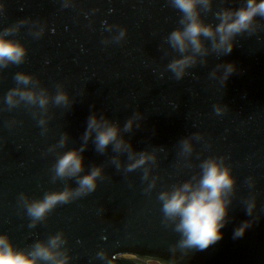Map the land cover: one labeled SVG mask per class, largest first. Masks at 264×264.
Masks as SVG:
<instances>
[{
    "label": "water",
    "instance_id": "95a60500",
    "mask_svg": "<svg viewBox=\"0 0 264 264\" xmlns=\"http://www.w3.org/2000/svg\"><path fill=\"white\" fill-rule=\"evenodd\" d=\"M246 2L208 0L196 11L214 29L218 13ZM186 22L173 0H0V35L25 50L20 63L0 67V235L16 250L59 235L66 264H264V16L231 37L229 53L214 47L217 37L201 36L200 52L173 47L170 34ZM185 57L178 77L169 65ZM12 89L47 103L9 104ZM91 116L118 129L119 149L98 151L95 131L85 139ZM74 150L81 172L57 175ZM207 160L234 183L222 238L197 250L181 246L178 218L165 216L160 195L195 185ZM95 168V188L76 194ZM64 191L70 198L42 219L28 214L29 204Z\"/></svg>",
    "mask_w": 264,
    "mask_h": 264
},
{
    "label": "clouds",
    "instance_id": "9594fccd",
    "mask_svg": "<svg viewBox=\"0 0 264 264\" xmlns=\"http://www.w3.org/2000/svg\"><path fill=\"white\" fill-rule=\"evenodd\" d=\"M174 6L179 9L187 21L183 30L173 31L169 36V41L173 47L183 52L188 45L193 50L200 52L202 44L200 37H217L214 47L223 49L225 53L232 51L233 45L231 37L243 30H246L253 18L257 15L264 16V0H247L246 6L233 11L218 13L219 23L213 29L204 25L198 18L196 11L198 4H207L208 0H173ZM24 48L11 40L0 35V67L7 63H20L24 57ZM191 58L173 62L169 65L177 76L183 73V69L190 63ZM233 70L232 65L226 67V72ZM15 79L24 85L30 83V77L22 73L16 74ZM30 103H39L41 106L47 103L44 96H37L31 90L12 89L6 99L9 104L16 101L14 97ZM57 103L66 100L63 94L55 98ZM127 127V126H126ZM95 131V145L98 151H103L110 143L119 149L122 141L117 140L118 129L106 121H98L95 116L89 117L88 130L85 132V139ZM187 150V146H186ZM82 151V149H81ZM146 157H141L129 168H135L144 163ZM202 174L198 182L194 185L186 182L171 192L161 193L162 210L166 217L178 218L176 231L180 232L183 239L182 247L196 248L197 250L207 249L222 238L221 229L224 227L227 215L228 201L225 195L233 186V179L227 168L221 167L213 160H207L202 164ZM56 174L59 176H74L82 170V157L79 151H69L65 153L57 162ZM100 175V169H93L90 174L79 178V189L77 193L92 191L95 188V179ZM72 195L69 191L47 194L43 200L36 201L27 206L28 214L36 220L42 219L44 215L58 202H66ZM249 226L244 222L235 229L234 237H241ZM63 241L59 235L50 238L47 244L37 242L30 252L19 251L9 241L5 235H0V264H39L40 261L48 264H66V257L59 259L61 255L56 249ZM135 258V257H127ZM144 264H162L161 261L145 258Z\"/></svg>",
    "mask_w": 264,
    "mask_h": 264
},
{
    "label": "flooded vegetation",
    "instance_id": "af4514ba",
    "mask_svg": "<svg viewBox=\"0 0 264 264\" xmlns=\"http://www.w3.org/2000/svg\"><path fill=\"white\" fill-rule=\"evenodd\" d=\"M134 257V256H131V255H128V254H123V255H120L119 258H122V259H125V260H131V259H135V258H127V257ZM140 261V260H139ZM144 263V261H142Z\"/></svg>",
    "mask_w": 264,
    "mask_h": 264
}]
</instances>
